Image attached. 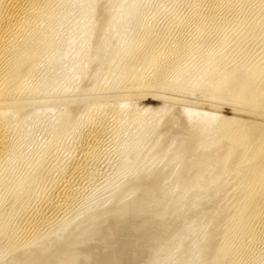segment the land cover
Wrapping results in <instances>:
<instances>
[{"label": "rangeland", "instance_id": "374dc122", "mask_svg": "<svg viewBox=\"0 0 264 264\" xmlns=\"http://www.w3.org/2000/svg\"><path fill=\"white\" fill-rule=\"evenodd\" d=\"M107 1L110 0H102L101 4H99L98 7H102L103 9L108 10L116 9V11L111 13V16L109 17L112 18L111 21L113 20L112 24H115L119 21V19L117 18L120 15H128L129 17L125 18L123 22L119 21L122 22L123 25H121V28L111 31L108 30L106 42L100 44L101 46L99 45V48H95V50L90 55L88 47H92V45H88L82 49L79 48V43H81V39L83 38L85 29H82L81 32H79V34L74 37V39H71V41L69 39V35L81 22L82 16L84 15L83 13L81 14V3L85 2V0H50V3H48L47 5L48 8L46 7L47 10L50 9L52 12L54 10L53 14H56L54 20L55 22L51 26L54 30H50V32L54 35L50 33V36L46 37L47 40L44 38L42 41L40 37L36 36V38H40V46H42L45 56L47 55L48 57L46 56L44 58V60L35 69V72H33L34 74L32 73V75L30 76V79L33 78L32 81H30V79L29 81L34 92H32L31 88L29 89L32 93L27 92L28 90L21 91V93H19L17 96V104L15 103L16 105H14L9 110V113L16 119H19V117L24 118L22 120V123L11 132V142L13 143L12 150L8 157L0 163V223L2 222L1 224L6 227V232H9L7 234V237L5 235L6 238L0 235V264H9L7 260L9 258L12 259L11 256H13L14 253H12V251H10L11 249L7 247H9V239L14 236L16 237V233L18 235L16 239H19L18 244L23 243L25 246L30 241H34L36 243L33 244L35 248L32 245V250L39 249L40 252L37 251L36 254L32 252L33 257L36 255V257H38L40 256L39 253H41V257L43 258L46 255H49L51 252H56L57 247H55V249L48 247L47 249V246L43 245L44 241L46 242V239H39V234H46V231H48L47 233L51 232V234L54 235L53 238H58L57 240L59 241L64 240L62 239L64 238L63 235L65 236V238L72 235L71 238L67 237L68 242L66 239L64 240L67 245L69 244V247H67V245H64V241L62 242V244L65 246L64 250H68L69 248H71L69 250H72V248H74L73 250H75V248L76 250H78V248L79 250H84V247H88V250H107L116 262L117 260L119 261L117 264H142L143 262V264H150V262L151 264H188L189 262H191L189 264H192V261L198 262L196 264H204L205 261V264H210V262L211 264H213V262H216L215 264H217L218 259L215 258V254H211L215 253L216 250L214 249H217L220 244L225 242L226 239H224L223 236L226 238L229 233V226L227 224H230V217L232 212H234V209L236 210V206L242 201L240 198L241 195L236 192L235 188H232L231 190V187H234V183L232 182L233 180L230 179L233 177V175L231 177V173H229L228 171H226V173L225 171H221L222 166L220 163H213V167L211 164L210 166L212 168H209V165H205V168V166L201 165L200 163V165L198 163L197 165H194V163L196 162L193 159L192 162H190L193 155V149H191V147L194 148V146H192L193 144H188L183 140L184 134L181 130V127L185 125L186 122H188L189 118L186 115L181 116V114L182 112H184V110L190 109V111H199L202 114H216L220 119H224L225 117V119L227 118V120L244 119L248 121H263V118L260 117V115H258L256 112L255 114L253 113L254 111H249V109H257L259 107H253V105H251L247 100L243 98L238 99L223 95L220 96L211 93L210 91H202V89L200 88L194 89L192 88L194 86H189V84L192 83L183 86L180 83L176 84L175 81L173 83L172 81L170 82L168 80L160 82L157 79V81H155L154 77L149 76L151 75L150 69L147 70L149 73L145 71L144 74H148L147 76H149V78L146 77L147 86L149 85L152 87L141 89L135 88L134 84H136L138 80H135L136 78H133L132 76H129L127 78H124V76L131 66V68H133V66L135 67V65L139 63V61L138 63L136 61L139 59L137 57H133L132 54L128 55L129 57L126 55V60L131 57V59H129L130 61L127 60L124 64H121L122 66L119 65L120 67L114 70V68L118 66V62H120L121 60L122 51L121 49L118 51H113L112 45L120 41H123L127 45H133L138 39L142 38V44L138 46V53L142 54L144 52L143 54H146V52L151 53L152 51L156 50L154 48H159V45V49H162L163 47V49H169L176 47L177 44H183V48L180 53L181 55L180 57H178L179 61L177 59V63L179 65L176 63V60H174V64L177 65V67L174 66V68L170 69L171 76L174 74L175 69L180 67L182 64H187L189 66L192 65L190 66V68H197L201 66L202 68L208 67L209 69H211L212 65V67H214L219 66L220 64V66H226H221L220 69L223 71L225 69L228 70V68L233 65L236 66L243 64V62H253L257 64L261 63L264 60L262 59L264 57V23L260 26H255V19L260 16V19L264 21V9L260 11L259 9L255 10L256 8L254 6L256 5L254 4L258 3L260 0H245L247 1L246 4L244 3V0H221L220 5L222 8H218L219 10L214 9L215 5L218 3L217 1L219 0H111V2L109 3ZM74 4H76V6ZM251 5H253L254 9ZM101 12L105 13L104 11ZM47 15V12L43 14L44 17ZM105 15L107 14L105 13L101 16ZM116 19L117 22L115 21ZM44 23L45 22L42 23L43 25L40 23L41 28L47 26ZM200 23L203 25L201 26ZM36 26L37 24L31 26V28L33 27L32 29H29L31 30V33H36H34V31H36ZM121 34H123L122 36L124 37H122ZM48 37H51V39H48ZM223 40L226 42H224L225 44L220 49L219 44H221L220 42ZM46 42L47 44H45ZM67 45L70 46L68 54H66ZM210 51L213 54H216V56L218 55V59L216 58V62L213 61L212 64L209 60H207ZM101 54L107 57L101 60ZM200 55H202L203 57ZM132 60L133 62H136L133 63ZM131 62L133 64H131ZM217 62L219 63L216 64ZM93 63L95 66L93 65ZM92 66L94 67L91 69L90 67ZM85 67L89 68L87 70L88 72H77L81 69L84 71ZM142 67H139L140 70L137 69L138 75L141 74V72L144 70V68ZM77 73L79 74V76ZM118 83H120L121 85ZM94 106H99L100 108H98V110H96L94 114L88 115L87 113H89L90 108ZM143 109L146 116H144L143 113L141 117H145L144 119H148L149 121L154 120V128L153 126L151 127V125H154L151 122L152 124L150 123L149 128H144L141 130L140 128L141 126H143L141 121H143V118L141 119V121L139 119L138 121L137 119L134 122L131 121V119L138 116V114L140 113L139 111ZM66 110L69 117L71 116V122L74 121L76 110V113H79L81 115H79L81 121H79L78 123L79 126H76L78 128L69 129L66 132H62L63 134H57V131H60V129L62 128L61 126H64L65 119L61 118L60 116H62V113H64ZM134 111H136V113ZM128 118L131 122H128ZM171 121L173 122V124ZM163 122L165 123V126H169V128H171L172 130L177 128L178 131L176 130V132L174 130H171L172 132H170V134L172 133V137L169 138L170 134H167L168 136H162V140V137L159 138V135L157 136L156 134L158 133L157 130H160L162 127H164ZM124 124L126 125L124 126ZM58 126L60 127V129ZM153 132L156 134L154 135ZM175 132L177 135L175 134ZM94 134H98L99 136V138L97 139V143L93 140ZM174 135L177 137V139ZM166 138L167 140L171 139L172 142L167 141ZM173 139L174 141H176L174 142ZM164 140H166L168 143ZM182 140L185 142V145H183L184 142H182ZM188 148L191 149V152L190 150L186 152ZM87 150L89 153L85 155V152L87 153ZM185 152L186 154H184ZM177 153L179 154V156ZM181 154H183L184 156L186 155V157H183V155ZM190 154L191 157L188 156ZM131 156L132 160H130ZM168 157H171L170 160H168ZM179 157L184 161L182 162ZM187 157L190 161L187 159ZM188 163H190L189 166ZM72 165L73 167H75L76 165H80V168L75 171L74 176L71 178L70 174L73 171H71V169H74ZM185 165H187L188 167H186ZM190 165L192 167H190ZM200 166L203 168H201ZM216 169H218V171ZM216 172L223 173V175H220ZM224 173L226 177H224ZM226 174L229 175L228 178ZM65 175H68V177ZM210 175H212V177ZM217 176L219 178H217ZM29 177H32L34 181H36L35 191L27 193L24 192L22 194L23 196L21 195L22 197H16V187L23 183L25 179ZM69 177L71 180L70 183L73 185L69 186L70 188L65 190V192H67H64L66 195L64 193L58 195V191L64 188V184L67 183ZM215 177L217 179H215ZM223 178H225L226 180ZM130 180L132 183H127V181ZM140 180L141 182H139ZM217 180L223 181L219 184V181ZM227 180H231V182L229 183V181ZM146 181H150L149 184H147L148 182ZM197 181L201 182L202 184L197 183ZM214 181L216 183L218 182L217 184L219 185V187L215 184V188H212V184L215 183ZM193 182L198 185L195 186ZM140 183L143 186H141ZM129 184L133 187L131 188ZM144 184L145 189L151 187L150 190L148 189L149 191L145 193L141 192L144 188ZM231 184L233 186H231ZM147 185L149 186L147 187ZM199 185L200 187H198ZM209 185H211V189L209 188ZM222 185L225 187H223ZM154 186H158L157 188L159 189ZM121 188L124 190L125 188H128V192L127 189L126 191H124ZM154 189L156 192L154 191ZM208 189L209 191H207ZM56 190H58L57 194ZM205 190L206 193L208 192L207 194L205 193ZM165 192L167 193V195ZM161 193L163 194V197ZM234 193L236 196L238 194L239 198L236 197ZM57 196H61L59 197L60 202H58L59 200ZM143 197L145 198L143 199ZM231 197L234 198L232 199ZM50 199L54 202L60 203L61 206L63 204L64 207L62 206L58 210V217H55L51 220L52 224L51 222H46L45 224H43L45 226L44 227L42 226V221H40L39 217L41 218V214L47 211V206L51 201ZM164 199H166L167 201ZM239 199L240 201H238ZM114 201H116L117 203ZM139 201H141V203ZM46 202H48V205ZM111 202L117 205H113V203ZM154 202H156V204ZM118 203L120 205H118ZM193 204L195 205V207ZM230 205L232 207H230L231 212L230 208L228 207ZM232 205H234V208ZM115 206H118L119 210L118 207ZM132 206H134V208ZM214 206L215 208L213 209L216 211V209L219 208L217 209V211L219 212L216 211V213L212 208V210H210V207ZM124 207H127V212H130L128 213V216L129 214L130 216L133 215L132 221L130 219L131 223L127 221V219L129 220V218H125V216L127 217V215H125L126 213L124 212L126 211V209L124 211L122 210V208ZM140 207H142L143 209ZM10 208L13 212L10 210ZM220 209L223 212L220 211ZM225 209H227L228 211V216L226 215ZM99 210L100 212H103L101 213V215ZM205 211H207L206 215ZM89 212H95V215L90 214ZM121 212H123L124 214H122ZM118 213H120L121 215ZM218 213L220 215H217ZM222 213L224 214V216L226 215L227 218L226 216L224 217ZM98 214L102 217L103 214H105V218L103 217L102 219H100L101 217ZM82 215H87V217L84 218ZM177 215H179V217ZM216 215L219 217L215 218ZM96 216H99V218H97ZM114 216L118 219H116ZM121 216L122 218H120ZM220 216L223 218H221ZM35 217H37V219ZM80 217H83L84 221L86 218H89L84 222ZM123 217L126 220H124ZM212 218H214L215 220ZM80 219L83 222H78V220ZM208 219L210 220V222ZM216 219H219V223L221 222V220H224L225 222L226 219L230 221L227 220V223L225 222L226 224L222 221L223 224L220 223L221 227H219V223ZM123 221H126L127 225ZM59 222L62 225L66 224L67 226H71V228L69 226L67 227V233H59L58 235H56L58 232H61V230L59 231V228L57 226H60ZM114 222L115 224L113 225ZM48 223H50L51 226ZM121 223L126 225V227H124V225ZM1 224L0 226H2ZM46 224L49 226H47ZM215 225H218L217 229ZM68 228H70L71 230H69ZM211 229H213V231L215 230L216 232H212ZM257 229L258 230L256 237L250 238L249 240L244 239L246 247L244 248V251L240 253L241 255L239 254L237 255L238 257L236 256L234 264H264V218L261 219L259 225L257 226ZM100 230L105 236L103 234H99L101 233ZM223 230L227 233H224ZM107 231H109V233ZM14 232H16L15 235ZM214 233L218 236H216ZM221 233H223V235ZM59 235H61L62 237H60ZM111 236H113L114 238ZM213 236L216 239L215 241ZM34 237H39V241L41 240L43 243L40 241L41 245H38L39 241H35L37 239H35ZM59 237L61 239H59ZM220 237L222 238V240H219L221 239ZM32 238H34L33 241ZM85 238L88 242L84 240ZM98 238H100L101 241H99ZM28 239L30 241H28ZM47 239H50V237ZM217 239L220 244L218 243ZM24 240L25 242H23ZM26 240L28 241L27 243ZM72 240L73 244L75 243L74 245L71 242ZM210 240L211 243L213 242L212 244L210 243ZM83 241H86V244ZM201 242L203 243L201 244ZM205 242L208 243V246L207 244H205ZM90 243L94 244L92 245L94 248ZM78 244H80V247L78 246ZM199 244H201L203 247H201V245ZM20 245L23 246L22 244ZM96 245L97 248L95 247ZM36 246L38 248H36ZM61 246L62 245H59L60 248ZM64 246H62V248H64ZM81 246H83V248ZM215 246L218 247L215 248ZM89 247H91V249ZM205 247L207 248L205 249ZM202 248L205 250L208 249L207 252ZM211 249H213L214 251ZM195 251L196 253L198 252L196 256ZM42 252H45V255ZM208 252L209 256H207ZM245 252L249 255H246ZM202 253L205 255H202ZM29 254L30 256H28V259H23L24 261H21L22 259L19 260L21 264H25V262H29L31 264V261L32 264L33 262L37 264V262H40V260H42V258L40 260H37L40 257H38L37 259H31L33 257L31 256V253ZM188 256L190 257L188 258ZM197 256L200 258H202L201 256H203V258L199 259ZM191 257H197V259L195 260V258ZM206 257H211V259L208 258L207 260ZM189 259H194L195 261ZM13 260L17 262V258L15 256H13V259L9 262L14 263L15 261ZM199 260L204 262L199 263Z\"/></svg>", "mask_w": 264, "mask_h": 264}, {"label": "bare ground", "instance_id": "6f19581e", "mask_svg": "<svg viewBox=\"0 0 264 264\" xmlns=\"http://www.w3.org/2000/svg\"><path fill=\"white\" fill-rule=\"evenodd\" d=\"M50 0H0V163L3 162V160H5L8 155L10 154L11 150H12V142H11V132L17 128L21 123H22V120L24 117H19V119L13 117L10 113H9V110L17 104V99H18V94L21 93V91H27V92H34V90L32 89L31 87V84H30V81H32V79H30L31 75L33 72H35V69L37 68V66L44 60V58L47 56H45V54L43 53V48L42 46H40V38H41V41L47 36H50V30H54L53 27H51L53 25V23L55 22V15L56 14H53V12L50 10V9H46L48 3ZM68 1V0H67ZM214 1V0H213ZM220 1H217L218 3L215 5V10L216 9H220L221 5H220ZM234 1V0H233ZM232 1V2H233ZM72 2V1H71ZM102 0H85V2H82L81 4V14L83 13L84 15L82 16V19H81V22L76 26V28L74 29L73 32H71V34L69 35V39L71 41V39H74V37L77 36V34H79V32H81L82 29H85L84 30V34H83V40L81 39V43H79V48H85L86 46H91L92 47H88L89 49V55L95 50V48H99L98 46L102 43H105L106 42V38H107V31H111V30H116L118 28H121L123 25H122V22L124 21L125 18H128L129 16L128 15H120L117 19H119V21H122V22H117V19L115 20L117 23H114L115 24H112V21L111 19L112 18H109L111 16V13L115 12L116 9H103L102 7H98L99 4H101ZM108 3L111 2L110 1H107ZM254 2V1H253ZM257 2V1H256ZM80 3V2H79ZM78 3V4H79ZM105 3V2H104ZM227 3V2H226ZM244 3L246 4L247 1L244 0ZM252 3V2H251ZM107 4V3H106ZM111 4V3H110ZM198 4V3H197ZM51 5V4H50ZM70 5V4H69ZM76 6V4H74ZM244 5V4H243ZM249 5V4H248ZM256 6H254L256 9L255 10H263L264 9V0H260L258 3L254 4ZM105 6V5H104ZM224 6V5H223ZM247 6V5H246ZM253 7V5H251ZM200 7V6H199ZM243 7V6H242ZM241 7V8H242ZM253 7V9H254ZM48 8V7H47ZM222 8V7H221ZM250 8V7H249ZM206 9V8H205ZM218 9V10H219ZM247 9V8H246ZM252 9V10H253ZM74 10V9H73ZM80 10V9H79ZM222 10V9H221ZM92 11V12H91ZM101 11H104L107 15L105 16H101L102 14L104 15L105 13H102ZM225 11V10H224ZM47 12L48 15L47 16H43V14ZM197 12V11H195ZM221 12V11H220ZM256 12V11H255ZM102 13V14H101ZM217 13V12H216ZM260 13V12H259ZM80 14V15H81ZM263 14V13H262ZM261 14V15H262ZM44 17V18H43ZM208 17V16H207ZM203 20V19H202ZM255 26L256 25H262L264 23L263 20L260 19V16L255 19ZM199 21V20H198ZM263 21V22H262ZM45 22L44 24L47 25V26H43L44 28H41L40 25ZM41 23V24H40ZM202 23V22H201ZM200 25L202 26L203 24ZM36 31H34L35 34L31 33V30H29L31 28V26H34L36 25ZM43 25V24H42ZM55 25V24H54ZM122 25V26H121ZM88 27V28H87ZM205 27V26H204ZM264 27V26H263ZM33 28V27H32ZM31 28V29H32ZM261 28V27H260ZM247 29V28H246ZM252 29V28H251ZM262 29V28H261ZM263 30V29H262ZM225 31V30H224ZM127 33V32H126ZM264 33V32H263ZM52 34V33H51ZM56 34V33H55ZM54 35V34H52ZM123 34H121L122 36ZM147 35V33H146ZM263 35V34H262ZM37 37H40V38H36ZM52 37V36H51ZM51 37H48V39H51ZM124 37V36H122ZM153 37V36H152ZM242 37V36H241ZM244 39V38H243ZM251 39V38H250ZM47 40V39H46ZM45 40V41H46ZM53 40V39H52ZM156 40V39H155ZM154 40V41H155ZM204 40V39H203ZM44 41V42H45ZM49 41V40H48ZM47 41V42H48ZM69 41V42H70ZM125 41V40H124ZM157 41V40H156ZM250 41V40H249ZM47 42L45 44H47ZM150 42V41H149ZM219 42V41H218ZM224 42L226 41H221L219 44V47L221 49V47H223V45L225 44ZM180 43V42H179ZM208 43V42H207ZM212 43V42H211ZM252 43V42H251ZM142 44V38L141 39H138L133 45H127L126 43H124L123 41H120L118 43H114L112 45V49L113 51H118L121 49L122 51V55H121V60L120 62H118V66H116L114 68V70H116L118 67H120L119 65L121 64H124L127 60L131 59V57L129 59L126 60L125 56L127 55H133V57H137L139 60H136L137 63L139 61L138 64L135 65V67L133 66V68H129V70H127L128 72L125 74L124 78H127L129 76H132L133 78L135 77L136 79L135 80H138L136 82L135 85V88H148V87H152V86H147L146 84V77L149 78V76H152L155 78V81H172V83L175 81V83L177 84H181L183 86L189 84V83H192V84H189L194 86L192 88L196 89V88H200L203 90H206V91H210L211 93H214L216 95H220V96H228V97H233V98H243L245 100H247L251 105H253V107L257 106L259 108L255 109V108H252V109H249V111L253 112V113H257L258 115H260V117L263 118V121H248V120H227V118L225 119H220L216 114H202L200 113L199 111H190L189 110H184V112H182L181 116L182 115H186L189 119H188V122L185 123V125H183L181 127V130L183 131V134H184V141L187 142L188 144H193L191 147L192 150V157H191V154L188 155L191 157V161L192 162V159L196 162L194 163V165L197 163L205 166V165H209L208 167L210 168L211 164H212V167H213V163L215 162H218L221 164L222 166V170H221V167H220V170L221 171H228L229 173H231V177L233 175L232 179L233 183H234V187H231V190L232 188L236 189V192L239 193L241 195V202L236 206L234 203V205L236 206V210L234 209V212H232L231 214V217H230V220L226 219L225 222L227 223V220L230 221V224H227L229 227V233L227 235V237L225 238L223 236L225 240V242H221L222 244L219 243L218 239V243L220 244V246L217 248L215 246V248L217 249H214L216 250L215 253H212L211 255H214L215 254V258L218 259V263L217 264H234L235 263V258L237 255H239L241 252L244 251V248L246 247L245 245V241L244 239H250V238H254L256 237L257 235V226L259 225L261 219L264 218V60L261 62V63H253V62H243V64H240V65H233L231 66L230 68L225 69L224 71L221 70V66H225V65H221L219 64V66H214L212 67L211 66V69H209L207 66V68H202L201 66L200 67H191L192 65H187V64H182L180 67L176 68L177 65L174 64V60H176V63L179 61L178 57H180V53L182 51V48H183V44H177L176 47L174 48H165V49H159L160 48V45H159V48H154L156 50L152 51L151 53H147L146 54H139L138 53V46ZM46 46V45H45ZM101 46V45H100ZM69 45H67V48H66V54H68L69 52ZM162 47V46H161ZM214 47V46H213ZM141 48V47H140ZM103 49V48H101ZM143 49V48H142ZM186 49V48H185ZM217 49V48H215ZM223 49V48H222ZM141 50V49H140ZM236 50V49H235ZM103 51V50H102ZM145 51V50H144ZM148 51V50H147ZM150 51V50H149ZM216 51V50H215ZM142 52V51H141ZM238 52V51H237ZM48 54V52H47ZM183 54V53H182ZM240 54V53H239ZM247 54V53H246ZM184 55V54H183ZM182 55V56H183ZM209 56L207 57L210 61V63L212 64V62H216V54H213L211 51L210 53L208 54ZM185 56V55H184ZM202 56V55H200ZM261 56V55H260ZM48 57V56H47ZM107 56L105 55H102L101 54V60L102 59H105ZM129 57V56H128ZM132 57V59H133ZM203 57V56H202ZM200 57V58H202ZM135 58V59H137ZM206 58V57H205ZM251 58V57H250ZM134 59V60H135ZM178 59V61H177ZM218 59V58H217ZM220 59V58H219ZM224 59V58H223ZM232 59V58H231ZM245 59V58H244ZM264 59V57L262 58ZM185 60V59H184ZM252 60V59H251ZM261 60V59H260ZM130 61V60H129ZM128 61V62H129ZM134 61V62H136ZM186 61V60H185ZM198 61V60H197ZM218 61V60H217ZM133 62V60H132ZM131 62V64H133ZM204 62V61H203ZM205 62H208V61H205ZM221 62V61H220ZM96 63V62H95ZM219 62H217L216 64H218ZM228 63V61H227ZM178 64V63H177ZM199 64V63H198ZM202 64V63H201ZM214 64V63H213ZM222 64V63H221ZM235 64H238V63H235ZM255 64V65H254ZM94 65V63H93ZM179 65V64H178ZM207 65V63H206ZM88 66V65H87ZM95 66V65H94ZM90 67L91 69L94 67ZM122 66V65H121ZM143 66V67H142ZM174 66H176L175 68V71H174V74L171 76L170 73H171V68H174ZM204 66V64H203ZM139 67L141 68H144V72L140 71L141 74H137V69H139ZM226 67V66H225ZM81 68V67H80ZM83 68V67H82ZM89 68H86L84 69V71L81 69L80 71H77L78 73H83V72H88ZM151 70V75L147 76L145 73V71L147 70ZM113 70V69H112ZM140 70V69H139ZM91 71V70H90ZM89 71V72H90ZM148 72V71H147ZM77 73V74H78ZM114 73V72H113ZM132 73V74H130ZM149 73V72H148ZM34 74V73H33ZM76 74V75H77ZM75 75V77H76ZM79 76V74H78ZM74 77V78H75ZM151 77V78H152ZM192 77V78H191ZM35 78V77H34ZM112 78V77H111ZM118 78V77H117ZM191 78V79H190ZM30 79V81H29ZM190 79V80H189ZM125 80V79H124ZM154 80V79H153ZM34 81V80H33ZM119 81V80H117ZM154 81V82H155ZM167 81V83H168ZM122 82V80H121ZM88 83V82H87ZM120 84V83H118ZM121 85V84H120ZM33 86V85H32ZM37 87V86H36ZM96 87V86H95ZM120 87V86H119ZM155 87V86H153ZM31 88V90L29 89ZM35 88V87H34ZM91 88V87H90ZM117 88V86H116ZM30 90V91H29ZM51 90V89H50ZM49 90V91H50ZM90 90V89H89ZM127 90V89H126ZM144 90V89H143ZM36 91V90H35ZM31 92V93H32ZM132 92V91H131ZM130 92V93H131ZM136 92V90H135ZM24 93V92H23ZM22 93V94H23ZM144 93V92H143ZM142 93V94H143ZM150 93V92H149ZM21 94V95H22ZM28 94V93H27ZM141 94V95H142ZM145 94V93H144ZM192 95V94H191ZM119 96V95H118ZM205 98V97H204ZM24 99V98H23ZM97 99V98H96ZM21 100V99H20ZM180 101V100H179ZM36 102V101H35ZM54 102V101H53ZM59 102V101H58ZM233 102V101H232ZM16 103V104H15ZM19 103V102H18ZM44 103V102H43ZM52 103V102H51ZM169 105V104H168ZM167 105V106H168ZM171 105V104H170ZM102 106V105H101ZM139 106V105H138ZM136 106V107H138ZM216 106V105H215ZM238 106V105H237ZM154 107V106H153ZM80 108V107H79ZM98 108H100L99 106H94L92 108H90V111L89 113H87L88 115L89 114H94V112L96 110H98ZM116 108V107H115ZM114 108V109H115ZM124 108V107H123ZM140 108V107H139ZM174 108V107H173ZM14 109V108H13ZM12 109V110H13ZM78 109V108H77ZM179 109V108H178ZM16 110V109H15ZM65 110V109H64ZM81 110V109H79ZM120 110V109H119ZM126 110H129V109H126ZM151 110V109H150ZM175 110V109H174ZM180 110V109H179ZM245 110V109H244ZM77 111V110H76ZM75 111V117H74V121L71 122V116L69 117L68 115V112L67 110L62 113V116H60L61 118H64L65 121H64V126L62 125L61 129H60V124H59V129L60 131H57V134H61L62 132H66L67 130L69 129H76L78 127L76 126H79V121H81V119L79 118L81 115L79 113H76ZM84 111V110H83ZM125 111V110H124ZM139 111V110H137ZM146 111V110H145ZM169 111V109H168ZM203 111V110H202ZM67 112V113H66ZM88 112V111H87ZM119 112V111H118ZM123 112V111H122ZM127 112V111H126ZM132 112V111H131ZM136 113V111H134ZM140 112V113H139ZM138 113V116H134L135 118L131 119L132 122L138 121V119L141 121V119L143 117L142 114L144 113V116L145 115V112H144V109L139 111ZM164 112V110H163ZM209 112V111H208ZM147 113V112H146ZM161 113V111H160ZM255 113V114H256ZM73 114V112H72ZM70 114V115H72ZM82 114V113H81ZM84 114V112H83ZM130 114V112H129ZM153 114V113H152ZM158 114V113H157ZM246 114V113H245ZM80 115V116H79ZM100 115V114H99ZM122 115V114H121ZM119 115V116H121ZM125 115V113H124ZM136 115V114H134ZM175 115V114H174ZM18 116V115H17ZM20 116V115H19ZM150 116V115H149ZM177 116V115H176ZM175 116V117H176ZM185 116V118H186ZM83 117V116H82ZM129 117V116H127ZM132 117V116H131ZM151 117V116H150ZM259 117V116H258ZM80 120H79V119ZM145 118V117H144ZM142 119L143 121H141V123L143 124V126H141V130L142 129H147L149 128L150 126V123L152 122L153 124L155 123L154 120H151L149 121L148 119ZM174 118V117H173ZM171 118V119H173ZM179 118V117H178ZM251 118V117H250ZM249 118V119H250ZM71 119V120H70ZM115 119V118H114ZM150 119V118H149ZM235 119V118H234ZM119 121V120H118ZM129 121V118H128V122H131ZM158 121V120H157ZM160 122V121H159ZM157 122V123H159ZM165 122V121H164ZM163 122V125L164 127H159L161 128L160 130H157L158 133H154V135L156 134L157 136L159 135V138H161L162 136H168L170 134V132H172L173 130L176 131V129H171L169 128V126H165V123ZM172 122V121H171ZM183 122V121H182ZM123 123V122H122ZM140 123V125H141ZM151 123V124H152ZM161 123V122H160ZM62 124V123H61ZM173 124V122H172ZM126 124H124L125 126ZM129 125V124H128ZM162 125V124H161ZM168 125V124H166ZM170 125V124H169ZM153 126V128L155 127V124L154 125H151V127ZM57 127V128H58ZM157 129V128H156ZM155 129V131H156ZM58 130V129H57ZM172 130V131H171ZM72 131V130H70ZM144 131V130H143ZM154 131V130H153ZM178 131V130H177ZM176 131V132H177ZM69 132V131H68ZM67 132V133H68ZM175 132V134H176ZM137 133V131H136ZM63 134V133H62ZM168 134V135H167ZM172 134V133H171ZM170 134V137L171 136ZM174 134V132H173ZM136 135V134H135ZM177 135V134H176ZM66 136V135H65ZM92 136V135H91ZM175 136V135H174ZM180 136V135H179ZM178 136V137H179ZM155 137V136H154ZM59 138V137H58ZM83 138V137H82ZM92 138V137H91ZM99 138L98 134H94L93 135V140L96 141L97 143V139ZM165 138V137H164ZM168 138V137H167ZM166 138V140H167ZM168 138V139H169ZM175 138L177 139V137L175 136ZM149 139V138H148ZM163 140V137L161 138ZM88 140V139H87ZM158 140V139H157ZM164 140V141H166ZM181 140V139H180ZM182 140V142H184ZM13 141V140H12ZM89 141V140H88ZM128 141V140H127ZM159 141V140H158ZM157 141V142H158ZM167 141H171L170 140H167ZM166 141V142H167ZM174 141V139H173ZM176 141V140H175ZM174 141V142H175ZM172 142V141H171ZM180 142V141H179ZM181 142V143H182ZM185 142L183 145H185ZM89 143V142H88ZM93 143V142H92ZM95 143V144H96ZM168 143V142H167ZM178 143V142H177ZM94 144V145H95ZM140 144V143H139ZM87 146V145H86ZM140 146V145H139ZM142 146V145H141ZM164 146V144H163ZM181 146V144H180ZM189 147V146H187ZM87 148V147H86ZM174 148V147H173ZM89 149V148H88ZM134 149V148H133ZM157 149V148H156ZM159 149V148H158ZM162 149V148H161ZM181 149V148H180ZM191 149H187L186 152H188V150H190L191 152ZM86 150V149H85ZM184 150H185V147H184ZM156 151V150H155ZM158 151V150H157ZM180 151V150H178ZM91 152V151H90ZM173 152V150H172ZM186 152L184 154H186ZM189 152V153H190ZM88 150H87V153L85 152V155L88 154ZM169 153V152H168ZM158 154V153H157ZM176 154V153H175ZM178 154V153H177ZM183 155V154H181ZM180 155V156H181ZM167 156V155H166ZM170 156V155H169ZM176 156V155H174ZM173 156V157H174ZM179 156V154H178ZM85 157V156H84ZM135 157V156H134ZM172 157V156H171ZM171 157H168V160H170ZM183 157H186V155ZM189 157V158H190ZM175 158V157H174ZM134 159V158H133ZM177 159V158H176ZM180 159V157H179ZM132 160V156H131V159ZM167 160V158H166ZM182 162L184 160L180 159ZM168 162V161H167ZM181 162V163H182ZM5 164V163H4ZM3 164V165H4ZM75 164V163H74ZM81 164V163H80ZM190 163H188V166H189ZM192 164V163H191ZM199 164V165H200ZM217 164V163H216ZM219 164V165H220ZM82 165V164H81ZM183 165V164H182ZM193 165V166H194ZM80 165H76L75 167H72L74 169H71V174H70V177L72 178L74 176V173L77 169H79ZM83 166V165H82ZM186 167H188L187 165H185ZM190 167H192L190 165ZM201 167V166H200ZM207 167V168H208ZM211 167V168H212ZM203 168V167H201ZM206 168V166H205ZM218 169H219V166H218ZM218 169H216L218 171ZM215 170V171H216ZM67 171V170H66ZM65 171V172H66ZM70 171V170H69ZM193 171V170H192ZM203 171V170H202ZM212 171V170H211ZM219 171V172H221ZM36 172V171H35ZM201 172V171H200ZM206 172V171H205ZM219 172H216V173H219ZM188 173V172H186ZM190 173V172H189ZM196 173V172H195ZM204 173V172H203ZM211 173V172H210ZM212 173H215V172H212ZM225 173H224V177L225 176ZM69 174V173H68ZM220 175L223 173H219ZM228 174V173H227ZM226 174V175H227ZM190 175V174H189ZM194 175V174H193ZM217 175V174H216ZM215 175V176H216ZM219 175V177H220ZM68 177V175H65ZM76 176V175H75ZM184 176V174H183ZM186 176V175H185ZM212 177V175H210ZM209 176V177H210ZM229 175H227V178H228ZM5 177V176H4ZM43 177V176H42ZM47 177V176H46ZM70 177L68 178L69 180H67V183L64 184V188H62V190H56V194H57V191L59 192L58 195L62 194L65 192V190H67L68 188H70L69 186L73 185L71 184V180H70ZM145 177V176H144ZM149 177V176H148ZM188 177V176H187ZM217 176V178H219ZM223 177V176H222ZM79 178V177H78ZM197 178V177H196ZM215 177V179H217ZM149 179V178H148ZM152 179V178H151ZM150 179V180H151ZM193 179V178H192ZM213 179V180H215ZM225 179V178H223ZM40 180V179H39ZM143 180V179H142ZM153 180V179H152ZM226 180V179H225ZM69 181V182H68ZM196 181V180H195ZM199 181V180H198ZM197 183H201V182H198ZM201 181V180H200ZM206 181V180H205ZM204 181V182H205ZM208 181V180H207ZM219 181V184L220 182L222 183L221 180H217ZM229 181V180H227ZM235 181V182H234ZM21 182V181H20ZM35 182V184H34ZM41 182V181H40ZM64 182V181H63ZM132 183L131 180L130 181H127V183ZM134 182H135V179H134ZM141 182V180L139 181ZM143 182V181H142ZM148 182L147 184H149L150 181H146ZM154 182V181H153ZM152 182V183H153ZM156 182V181H155ZM215 182V181H214ZM231 182V180L229 181V183ZM65 183V182H64ZM144 183V182H143ZM194 183V182H193ZM213 183V182H212ZM211 183V184H212ZM218 183V182H217ZM216 182L212 184V188H215V184L218 185ZM226 183V181H225ZM228 183V182H227ZM126 184V182H125ZM129 184V186H130ZM146 184V183H145ZM145 184H144V188L142 189L141 192L145 193V192H148L150 190V188H146L145 189ZM151 184V183H150ZM192 184V183H191ZM195 186L196 183H194ZM202 184V183H201ZM36 181H34V179L32 177H29L27 179H25V181L23 183H21L20 185H16V193H15V196L16 197H22L23 193L24 192H31V191H35L36 187ZM124 185V183H123ZM136 185V184H135ZM141 186H143L141 183H140ZM153 185V184H152ZM156 185V184H155ZM62 186V185H61ZM149 185H147L148 187ZM151 186V185H150ZM193 186V185H192ZM211 185H209V188L211 189L210 187ZM223 186V185H222ZM228 186V185H227ZM230 186V185H229ZM231 186H233L231 184ZM15 187V186H14ZM124 187V186H122ZM126 187V186H125ZM131 188L133 186H130ZM139 187V186H138ZM137 187V188H138ZM156 187V186H154ZM158 187V186H157ZM156 187V188H157ZM200 187V185L198 186ZM207 187V185H206ZM217 187V186H216ZM219 187V185H218ZM221 187V186H220ZM225 187V186H223ZM72 188V187H71ZM75 188V187H74ZM129 188V187H128ZM128 188H125L122 189L124 191H126L127 189V192H128ZM202 188V187H201ZM61 189V188H60ZM159 189V188H157ZM200 189V188H199ZM121 190V191H122ZM134 190V189H132ZM136 190V188H135ZM138 190V189H137ZM162 190V189H161ZM14 191V190H13ZM70 191V190H69ZM140 191V190H139ZM155 191V189H154ZM166 191V190H165ZM198 191V190H197ZM209 191V189L207 190ZM213 191V189H212ZM218 191V190H217ZM216 191V192H217ZM221 191V190H220ZM219 191V192H220ZM225 191V190H224ZM137 192V191H136ZM156 192V191H155ZM160 192V191H159ZM164 192V191H163ZM185 192V191H184ZM189 192V191H188ZM215 192V193H216ZM67 193V192H65ZM64 193V194H65ZM166 193V192H165ZM164 193V194H165ZM205 193H206V190H205ZM208 193V192H207ZM206 193V194H207ZM213 193V192H212ZM54 194V193H53ZM120 194V193H119ZM149 194V193H147ZM153 194V193H152ZM162 194V193H161ZM198 194V193H196ZM217 194V193H216ZM219 194V193H218ZM223 194V193H222ZM22 195V196H21ZM32 195V194H31ZM66 195V194H65ZM143 195V194H142ZM158 195V194H157ZM160 195V194H159ZM167 195V193H166ZM164 195V196H166ZM170 195V194H169ZM200 195V194H199ZM198 195V196H199ZM204 195V194H203ZM235 195V193H234ZM63 196V195H62ZM236 196V195H235ZM27 197V196H26ZM31 197V196H30ZM53 197V196H52ZM58 197V196H57ZM61 197V196H59ZM58 197V202H60V199ZM68 197V196H67ZM70 197V196H69ZM153 197V196H152ZM150 197V198H152ZM162 197H163V194H162ZM161 197V198H162ZM170 197V196H169ZM222 197V196H221ZM225 197V196H224ZM238 194H237V196ZM34 198V197H33ZM145 197H143L144 199ZM148 198V197H147ZM146 198V199H147ZM157 198V197H156ZM172 198V197H171ZM199 198V197H198ZM210 198V197H209ZM216 198V197H215ZM232 199L234 197H231ZM237 198V199H238ZM18 199V198H17ZM55 199V198H54ZM63 199V198H62ZM160 199V198H159ZM167 199V197H166ZM164 199V200H166ZM170 199V198H169ZM174 199V198H173ZM172 199V200H173ZM14 200V199H13ZM16 200V198H15ZM23 200V199H22ZM49 200V199H48ZM51 200V199H50ZM56 200V199H55ZM68 200V199H67ZM162 200V199H161ZM181 200V199H180ZM197 200V199H195ZM208 200V199H207ZM215 200V199H214ZM220 200V199H219ZM4 201V200H3ZM70 201V200H69ZM167 201V200H166ZM240 201V199L238 200ZM20 202V200H19ZM58 202H54V201H50L49 202V205H48V202L47 203V211L42 215V217L40 219V221H42V226H44L43 224H45L46 222H51L52 219H54L55 217H58L57 216V212L58 210L63 206H61L60 203ZM62 202V201H61ZM116 202V201H114ZM118 202V200H117ZM116 202V203H117ZM138 202V201H137ZM141 203V201H139ZM147 202V201H146ZM151 202V201H150ZM210 202V201H209ZM66 203V202H65ZM113 203V202H111ZM156 204V202H154ZM165 203V202H164ZM236 203V202H235ZM22 204V203H21ZM115 203H113L114 205ZM221 204V203H220ZM231 204V203H230ZM3 205V204H2ZM5 205V204H4ZM10 205V204H9ZM25 205V204H24ZM117 205V204H115ZM118 205H120L118 203ZM133 205V204H132ZM135 205V204H134ZM138 205V204H137ZM160 205V204H159ZM194 205V204H193ZM198 205V204H197ZM229 205V203H228ZM234 205L233 208H234ZM26 206V205H25ZM128 206V205H127ZM148 206V205H147ZM158 206V205H157ZM178 206V205H177ZM205 206V205H204ZM216 206V205H215ZM214 207H210V210H212ZM10 207V206H9ZM64 207V206H63ZM113 207V206H112ZM115 207H118V206H115ZM134 208V206H132ZM131 207V209H132ZM146 207V206H145ZM144 207V208H145ZM159 207V206H158ZM193 207V206H192ZM191 207V209H192ZM195 207V205H194ZM218 207V206H217ZM223 207V206H221ZM229 208L231 207L228 206ZM20 208V207H19ZM142 208V207H140ZM148 208V207H147ZM212 208V209H211ZM227 208V207H226ZM232 208V207H231ZM231 208H230V212H231ZM9 209V208H8ZM17 209V208H16ZM45 209V208H44ZM116 209V208H115ZM126 209V211H124ZM130 209V208H129ZM143 209V208H142ZM179 209V208H178ZM219 209V208H217ZM216 209V211H217ZM11 210V208H10ZM18 210V209H17ZM16 210V211H17ZM46 210V209H45ZM118 210H119V207H118ZM122 210L126 213L125 215H127V217L125 216V218H129V220L127 219V221L130 222V219L132 221V216H128V213L130 212H127V207L125 208H122ZM135 210V209H134ZM133 210V211H134ZM141 210V209H140ZM162 210V208H161ZM176 210V209H175ZM186 210V209H185ZM197 210V209H196ZM214 210V209H213ZM226 210V215L228 214V211L227 209ZM12 211V210H11ZM23 211V210H22ZM138 211V210H137ZM179 211V210H178ZM208 211V210H207ZM205 211V215H206V212ZM215 211V210H214ZM215 211V212H216ZM220 211H222L220 209ZM223 211H224V208H223ZM222 211V212H223ZM233 211V210H232ZM10 212V211H9ZM13 212V211H12ZM44 212V211H43ZM98 212V211H97ZM100 212V210H99ZM163 212V211H162ZM165 212V211H164ZM173 212V211H172ZM213 212V211H212ZM214 212V213H215ZM219 212V211H217ZM216 212V213H217ZM4 213V212H3ZM8 213V212H7ZM90 213V212H89ZM101 213L103 212H100V215ZM122 214H124L123 212H121ZM168 213V211H167ZM225 213V212H224ZM6 214V213H5ZM61 214V212H60ZM90 214H93L95 215V212L94 213H90ZM106 214V213H105ZM105 214H103V217L105 216ZM114 214V212H113ZM120 214V213H118ZM137 214V213H136ZM193 214V213H192ZM209 214V213H207ZM223 214V213H222ZM88 215V214H87ZM87 215H82L84 218L87 217ZM99 215V214H98ZM99 215V216H100ZM108 215V214H107ZM121 215V214H120ZM119 215V216H120ZM141 215V214H140ZM217 215H220L219 213ZM219 217V216H217ZM225 215V216H226ZM3 216V215H2ZM8 216V215H7ZM12 216V215H10ZM40 216V215H39ZM92 216V215H91ZM99 216L97 218H99ZM116 216V215H115ZM114 216V217H115ZM118 216V217H119ZM136 216V215H135ZM179 217V215H177ZM182 216V215H181ZM222 216V215H221ZM220 216V217H221ZM224 216V214H223ZM224 216V217H225ZM228 216V215H227ZM226 216V218H227ZM38 217V216H37ZM37 217H35L37 219ZM83 217H80L82 218L83 220ZM102 219L103 217L100 216ZM167 217V216H166ZM6 218V217H5ZM8 218V217H7ZM13 218V217H12ZM89 218V217H88ZM86 218V219H88ZM105 218V217H104ZM109 218V217H108ZM111 218V217H110ZM116 218V217H115ZM114 218V219H115ZM122 218V216L120 217ZM124 218V217H123ZM124 218V220H126ZM142 218V217H141ZM157 218V216H156ZM155 218V219H156ZM173 218V217H172ZM211 218V216H210ZM209 218V219H210ZM223 218V217H221ZM229 218V217H228ZM35 219V220H36ZM85 219V221H86ZM99 219V220H100ZM118 219V218H116ZM135 219V218H133ZM140 219V218H138ZM151 219V218H150ZM180 219V218H179ZM195 219V218H194ZM201 219V218H200ZM208 219V220H209ZM214 219V218H212ZM220 219V218H219ZM219 219L217 220V222L219 223ZM1 220V219H0ZM57 220V219H56ZM105 220V219H104ZM170 220V219H169ZM215 220V219H214ZM213 220V221H214ZM4 221V220H3ZM11 221V220H10ZM55 221V220H53ZM68 221V220H67ZM83 222L80 220H78V222ZM84 221V222H85ZM113 221V220H111ZM110 221V223H111ZM115 221V220H114ZM121 221V220H120ZM191 221V220H190ZM202 221V220H201ZM222 221L224 222V220H221L220 223H222ZM5 222V221H4ZM34 222V221H33ZM38 222V220H37ZM76 222V223H78ZM117 222V220H116ZM122 222V221H121ZM125 222V224L127 223L126 221H123ZM139 222V221H138ZM210 222V220H209ZM224 222V223H225ZM2 223V222H1ZM0 223V224H1ZM14 223V221H13ZM35 223V222H34ZM60 223V222H59ZM58 223V224H59ZM72 223V222H71ZM131 223V222H130ZM137 223V222H136ZM157 223V222H155ZM177 223V222H176ZM191 223V222H190ZM216 223V222H215ZM214 223V224H215ZM220 223H219V227L220 226ZM225 223V224H226ZM6 224V223H5ZM8 224V223H7ZM50 225V223H48ZM52 224V222H51ZM57 224V223H56ZM70 224V222H69ZM81 224V223H79ZM115 224V222L113 223V225ZM123 224V223H121ZM223 224V223H222ZM221 224V225H222ZM2 225V224H1ZM47 225V224H46ZM47 225V226H49ZM54 225V224H53ZM52 225V226H53ZM120 225V224H119ZM124 225V224H123ZM127 225V224H126ZM126 225H124V227H126ZM130 225V224H129ZM180 225V224H179ZM197 225V224H196ZM211 225V224H210ZM212 225H213V222H212ZM263 225V224H262ZM3 226V225H2ZM0 226V235L4 236L6 235L7 237V233L6 232V227L5 226ZM9 226V225H8ZM38 226V225H37ZM51 226V225H50ZM58 228H59V231L61 230V232H58L56 231V235H58L59 233H62V234H65L67 233L66 230H67V226L66 224H61L60 223V226L57 225ZM111 226V225H110ZM118 226V224H117ZM175 226V225H174ZM216 226V225H215ZM218 226V225H217ZM216 226V229L218 228ZM15 227V225H14ZM34 227V226H33ZM39 227V226H38ZM41 227V225H40ZM45 227V226H44ZM55 227V226H54ZM71 228V226H69ZM123 227V228H124ZM129 227V226H128ZM184 227V226H183ZM213 227V226H212ZM223 227V226H222ZM225 227V226H224ZM35 228V227H34ZM52 228V227H51ZM70 228H68L69 230H71ZM106 228V227H104ZM103 228V229H104ZM137 228V227H136ZM186 228V227H185ZM226 228V227H225ZM8 229V227H7ZM13 229V228H12ZM40 229V228H39ZM46 229V228H44ZM54 229V228H53ZM101 229V228H100ZM125 229V228H124ZM144 229V228H143ZM215 229V228H214ZM16 230V229H15ZM14 230V231H15ZM18 230V229H17ZM50 230V228H49ZM108 230V228H107ZM122 230V229H121ZM141 230V229H140ZM139 230V231H140ZM212 232L213 229H211ZM221 230V229H220ZM227 230V229H226ZM225 230V231H226ZM38 231V230H37ZM53 231V230H52ZM104 231V230H103ZM111 231V230H110ZM129 231V230H127ZM222 231V230H221ZM13 232V231H12ZM25 232V231H24ZM32 232V231H31ZM30 232V233H31ZM45 232V231H44ZM48 231H46V234H39L40 238L39 239H46V242L44 241V246H47L46 248L48 249V247H51L52 249L55 247H57V251L58 250H64L65 249V246L64 245H67V243L64 241L65 239L67 240L68 242V239L67 237L65 238V236L63 235L64 239L63 241L66 243H64V245L62 244L63 241H59L57 240L58 238H53L54 235L50 233H47ZM98 232V231H97ZM101 232V230H100ZM109 233V231H107ZM136 232V230H135ZM156 232V231H155ZM216 232V231H215ZM219 232V231H218ZM224 232V230H223ZM16 232H14V235H15ZM38 233V232H37ZM95 233V232H94ZM93 233V234H94ZM115 233V232H114ZM127 233V232H126ZM130 233V232H129ZM128 233V235H129ZM224 233H227V232H224ZM12 234V233H11ZM10 234V236H11ZM19 234V233H18ZM55 234V233H54ZM90 234V233H89ZM92 234V233H91ZM96 234V233H95ZM99 234H103L102 232L99 233ZM209 234V233H208ZM207 234V236H208ZM215 234V233H214ZM213 234V235H214ZM223 235V233H221ZM21 235V234H20ZM19 235V236H20ZM27 235V234H26ZM35 235V234H34ZM55 235V236H56ZM66 235H69V234H66ZM86 235V234H85ZM104 235V234H103ZM107 235V233H106ZM110 235V234H108ZM133 235V234H132ZM155 235V233H154ZM172 235V234H171ZM177 235V234H176ZM212 235V234H211ZM216 236H218L217 234H215ZM25 236V235H24ZM60 237H62L61 235H59ZM72 236V235H71ZM71 236H69L68 238H71ZM74 236V235H73ZM78 236V235H77ZM76 236V237H77ZM92 236V235H91ZM90 236V237H91ZM105 236V235H104ZM103 236V238H104ZM220 236V235H219ZM5 237V238H6ZM16 237H18L17 233H16ZM16 237H11L8 241V246L7 248H10L12 251V253H14L13 256H15L17 258V262L15 260L14 263L15 264H21L19 260L21 261H24L26 258L28 259V256H30L29 253H31V256L33 257V253L34 252L35 254L37 253V251H39V249H35V250H32V245L33 244H36L33 239L35 238H32V241L31 242L29 239L28 242L26 240V243L28 242L27 245L24 246L23 243H20L22 244L23 246H21L20 244H18V241L19 239L17 240ZM22 237V236H21ZM50 239H47L49 238ZM59 237V239H61ZM84 237V236H83ZM89 237V236H88ZM95 237V236H93ZM97 237V236H96ZM100 237V236H99ZM109 237V236H108ZM113 237V236H111ZM135 237V236H134ZM133 237V238H134ZM140 237V236H139ZM211 237V236H210ZM214 237V236H213ZM24 238V237H23ZM31 238V237H30ZM37 237L35 239V241H39ZM73 238V237H72ZM107 238V237H106ZM114 238V237H113ZM128 238V237H127ZM136 238V237H135ZM172 238V237H170ZM212 238V237H211ZM219 238V237H218ZM221 238V237H220ZM74 239V238H73ZM80 239V238H79ZM90 239V238H89ZM96 239V238H95ZM99 241H101L100 238H98ZM132 239V238H131ZM137 239V238H136ZM205 239V238H204ZM209 239V237H208ZM206 239V240H208ZM21 240V239H20ZM77 240V239H76ZM75 240V241H76ZM86 240V238L84 239ZM109 240V239H108ZM121 240V239H120ZM215 237H214V241H215ZM219 240H222L219 239ZM41 241V240H40ZM39 241V244L38 245H41ZM87 241V240H86ZM86 241H83L85 244H86ZM94 241V240H93ZM122 241V240H121ZM4 242V241H3ZM25 242V240L23 241ZM72 244H73V240L71 241ZM81 242V241H80ZM79 242V243H80ZM82 242V243H83ZM88 242V241H87ZM208 242V241H206ZM207 246H208V243H206ZM2 243V242H1ZM43 243V242H42ZM83 243V244H84ZM95 243V242H93ZM93 243H90L91 246L94 245ZM122 243V242H121ZM135 243V241H134ZM203 242H201L202 244ZM210 243H211V240H210ZM209 243V244H210ZM213 243V242H212ZM211 243V244H212ZM71 244V245H72ZM75 244V243H74ZM73 244V245H74ZM84 244V245H85ZM99 244V243H98ZM119 244V243H118ZM137 244V243H136ZM199 244V245H201ZM204 244V245H205ZM59 245H62L64 246V248H61L59 247ZM69 245V244H68ZM67 245V247H69ZM77 245V244H76ZM75 245V246H76ZM82 245V244H81ZM215 245V244H214ZM34 246V245H33ZM78 246L80 247V244H78ZM114 246V245H113ZM170 246V245H169ZM210 246V245H209ZM213 246V245H212ZM31 247V248H30ZM40 247V246H39ZM66 247V248H67ZM72 247V246H71ZM83 248V246H81ZM93 247V246H92ZM97 248V245L95 246ZM146 247V246H145ZM158 247V246H157ZM201 247H203L201 245ZM249 247V246H248ZM35 248V246H34ZM33 248V249H34ZM36 248H38L36 246ZM42 248V247H41ZM50 248V249H51ZM86 250L88 247H84ZM91 249V247H89ZM94 248V247H93ZM95 248V249H96ZM207 247H205L206 249ZM211 248V247H210ZM209 248V249H210ZM4 249V248H3ZM71 249V248H69ZM68 249V250H69ZM74 248H72L73 250ZM125 249V248H124ZM203 249V248H202ZM203 249V250H205ZM67 250V249H66ZM76 250V248H75ZM79 250V248H78ZM80 250H83V249H80ZM88 250V249H87ZM137 250V249H136ZM150 250V249H149ZM162 250V249H161ZM201 250V248H200ZM199 250V251H200ZM208 250V249H207ZM207 250H205L207 252ZM213 250V249H211ZM213 250V251H214ZM46 251V249H45ZM54 251V250H53ZM56 251V250H55ZM56 251V252H57ZM115 251V250H114ZM135 251V250H134ZM166 251V250H165ZM212 251V252H213ZM246 251V250H245ZM257 251V250H256ZM40 252V251H39ZM38 252V253H39ZM51 252V251H49ZM125 252V251H124ZM5 253V252H4ZM44 253L45 255V252H42ZM53 253L55 252H51L49 255H46L45 257H48L50 255H52ZM115 253V252H114ZM118 253V252H117ZM137 253V252H136ZM149 253V252H148ZM152 253V252H151ZM165 253V252H164ZM196 253V251H195ZM204 253V251H203ZM202 255H205L203 254ZM249 253V252H248ZM257 253V252H256ZM10 254V253H9ZM47 254V253H46ZM135 254V253H134ZM139 254V253H138ZM155 254V253H154ZM163 254V252H162ZM198 254V252L195 254V256ZM207 254V253H206ZM246 254V252H245ZM244 254V255H245ZM6 255V254H5ZM8 255V254H7ZM11 255V254H10ZM40 257L39 259H37L38 257L34 256L33 258L31 259H34L36 258L37 260H40L42 257H41V253H39ZM146 255V254H145ZM168 255V254H167ZM200 255H201V252H200ZM241 255V254H240ZM246 255H249V254H246ZM4 256V255H3ZM13 256L12 259H13ZM43 256V255H42ZM141 256V255H140ZM194 256V255H192ZM207 256H209V252L207 254ZM43 257V258H45ZM190 256H188L189 258ZM198 257V256H197ZM197 257H191V258H195V260L197 259ZM203 258V256H201ZM238 257V256H237ZM240 257V256H239ZM243 257V256H242ZM3 258V257H2ZM42 258V260H43ZM124 258V257H123ZM151 258V257H150ZM199 259H202L200 257H198ZM207 258V257H206ZM209 258V257H208ZM207 258V260H208ZM11 258H9L7 260V262L9 264L13 263V262H9L12 260ZM15 259V258H14ZM24 259V260H23ZM122 259V258H120ZM135 259V257H134ZM164 259V258H163ZM182 259V258H181ZM186 259V258H185ZM211 259V257L209 258ZM214 259V260H216ZM240 259V258H239ZM242 259V258H241ZM40 260V261H42ZM117 260V259H116ZM125 260V259H124ZM123 260V261H124ZM144 260V259H143ZM155 260V259H153ZM165 260V259H164ZM189 260H194V259H189ZM194 260V261H195ZM205 260V258H204ZM237 260V259H236ZM28 261V260H27ZM148 261V260H147ZM157 261V260H156ZM187 261V260H186ZM200 261V260H199ZM213 261V260H211ZM119 261L117 260V263ZM182 262V261H181ZM188 262V261H187ZM201 262H204V261H200L199 263ZM209 262V261H208ZM13 263V264H14ZM23 263V262H22ZM38 263V262H37ZM138 263V262H137ZM144 263V262H143ZM142 263V264H143ZM148 263V262H147ZM159 263V262H158ZM183 263V262H182ZM191 263V262H189ZM188 263V264H189ZM198 262H193L192 261V264H196ZM206 263V261H205ZM204 263V264H205ZM216 263V262H215ZM213 262V264H215ZM238 263V262H237ZM241 263V262H240ZM25 264H30L29 262ZM31 264H32V261H31ZM33 264H35L33 262ZM140 264V263H139ZM151 264V262H150ZM153 264V263H152ZM156 264V263H155ZM165 264V263H164ZM202 264V263H201ZM211 264V262H210Z\"/></svg>", "mask_w": 264, "mask_h": 264}, {"label": "water", "instance_id": "95a60500", "mask_svg": "<svg viewBox=\"0 0 264 264\" xmlns=\"http://www.w3.org/2000/svg\"><path fill=\"white\" fill-rule=\"evenodd\" d=\"M37 264H117L107 250H58Z\"/></svg>", "mask_w": 264, "mask_h": 264}]
</instances>
